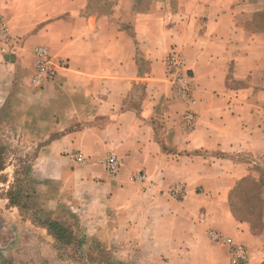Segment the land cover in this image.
<instances>
[{
  "label": "crops",
  "instance_id": "obj_1",
  "mask_svg": "<svg viewBox=\"0 0 264 264\" xmlns=\"http://www.w3.org/2000/svg\"><path fill=\"white\" fill-rule=\"evenodd\" d=\"M139 2L114 0L106 21H92L89 0H0L12 41L0 46V138L34 155L33 209L75 236L62 243L0 195V264H76L63 246L109 264H233L239 247L241 264H264V197L260 208L241 199L249 215L236 201L245 182L264 187L257 13L240 0ZM41 46L57 72L33 87ZM175 53L191 78L188 107L172 91ZM109 155L116 177L100 164Z\"/></svg>",
  "mask_w": 264,
  "mask_h": 264
},
{
  "label": "rangeland",
  "instance_id": "obj_2",
  "mask_svg": "<svg viewBox=\"0 0 264 264\" xmlns=\"http://www.w3.org/2000/svg\"><path fill=\"white\" fill-rule=\"evenodd\" d=\"M140 1L141 2H139L138 6L143 8L151 0ZM113 2L114 0H89V15L92 21H106L109 17L110 8L113 5ZM240 3L250 5L257 13L255 20L256 24L253 25L252 28L264 30V0H240ZM124 31L128 37L132 36V30L130 27H124ZM143 53L145 54V52ZM141 59L142 69L146 71L148 64L147 60L145 56ZM144 71L142 72V76L145 74ZM10 146L7 140L0 138V179L3 180V184L0 185V195L9 197L12 205L19 206L25 211V213L31 214V218H34L36 221L40 222V224L49 227L55 232L62 243L68 245L70 242H73L75 236L71 234V224L68 222H57L50 216L39 212V210L33 209L32 201L36 194V187L32 184V174L28 168L29 166H32L34 155L16 153V148ZM261 179L264 184V177ZM238 195L239 198H236V201L239 211L243 215H249L247 212L249 209L246 207L247 203L241 201V199H255V201L257 200L255 202L257 208H260L264 197V187L263 185L245 182ZM254 220H258V217L254 216ZM60 252L64 257L75 259L77 261L76 264H109L111 259L109 255H104L96 249H78V251H76L77 255L74 257V250H70L65 246L61 248Z\"/></svg>",
  "mask_w": 264,
  "mask_h": 264
},
{
  "label": "built area",
  "instance_id": "obj_3",
  "mask_svg": "<svg viewBox=\"0 0 264 264\" xmlns=\"http://www.w3.org/2000/svg\"><path fill=\"white\" fill-rule=\"evenodd\" d=\"M11 37L9 26L7 23L3 22L0 19V46H8L11 45ZM35 57H36V73L32 77L31 85L33 87H38L46 84L51 81L57 72V66L54 64L53 58L47 47L41 46L35 49ZM167 66L169 68V75L172 77V91L173 93L180 99L184 100L185 107L190 105V100L192 98V87L190 84V77L184 71V60L181 54L175 53L173 54L169 60L167 61ZM193 114L190 113L188 115V125L191 126L193 120ZM77 160L85 164L88 162V159L82 154H76ZM100 164L103 165L106 172L112 176L116 177L119 175L121 171V162L115 155H109L106 158L100 161ZM133 181H144L145 175L138 174L135 177H132ZM211 236L213 238H218V234L212 233ZM233 264H241L247 258V251L243 248H233Z\"/></svg>",
  "mask_w": 264,
  "mask_h": 264
},
{
  "label": "trees",
  "instance_id": "obj_4",
  "mask_svg": "<svg viewBox=\"0 0 264 264\" xmlns=\"http://www.w3.org/2000/svg\"><path fill=\"white\" fill-rule=\"evenodd\" d=\"M57 222H59V221H57ZM48 229L50 230V232L51 233H53L54 234V236L59 240V241H61L58 237H57V235L55 234V232L54 231H52L49 227H48ZM71 234H73V233H71Z\"/></svg>",
  "mask_w": 264,
  "mask_h": 264
}]
</instances>
